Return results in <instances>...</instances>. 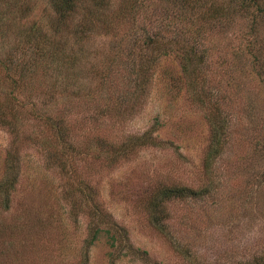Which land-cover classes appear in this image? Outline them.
<instances>
[{
  "label": "rangeland",
  "instance_id": "1",
  "mask_svg": "<svg viewBox=\"0 0 264 264\" xmlns=\"http://www.w3.org/2000/svg\"><path fill=\"white\" fill-rule=\"evenodd\" d=\"M4 1L12 2L0 10V108L8 112L12 95L24 110L41 106L43 97L47 103L35 109L41 119L22 110L16 136L0 124V264H110L111 257L116 264H232L264 257V67L241 69L236 59L249 16L234 13L231 23L201 32V46L212 57L209 86L225 95L233 118L230 141L207 173L209 124L205 110L190 99L177 57H159L143 90L125 84L131 65L137 69L140 62L141 42L131 53L132 42L151 31L161 9L175 14L174 4L183 0H109L99 21L106 17L110 28L92 24L82 31L55 22L49 0ZM187 9L195 11L180 9L189 20ZM38 24L41 35H67L64 45L76 55L72 67L89 71L83 79L68 78L62 69L52 76L44 62L30 60L33 46L19 38L18 27L32 33ZM257 24L264 40V18ZM90 77L93 93L83 96V88H75ZM50 114L54 125L63 118V140L49 129ZM149 129L148 140L162 144L129 146L131 136ZM14 165L17 180L8 187ZM174 185L209 189L163 207L187 258L151 226L146 209ZM108 215L117 223L110 226L115 247L105 232ZM96 228L97 239L87 246ZM124 232L136 255L124 254Z\"/></svg>",
  "mask_w": 264,
  "mask_h": 264
},
{
  "label": "trees",
  "instance_id": "2",
  "mask_svg": "<svg viewBox=\"0 0 264 264\" xmlns=\"http://www.w3.org/2000/svg\"><path fill=\"white\" fill-rule=\"evenodd\" d=\"M10 2L12 1L6 2L0 0V10L4 7L6 9V6ZM49 2L54 10L55 22H61L62 24L70 22L71 25L81 27L78 28L81 31L84 30V28L85 30L91 29L88 25L92 24H94L95 28L99 25L105 28H110L111 26V22H107L106 17L99 21L100 17L106 11V7H110L109 0H92V6H88L85 1L80 2L79 0H49ZM182 2V6L174 4L173 7L176 9L175 14L171 13L167 8L161 9L164 15L158 16V18L154 20L155 22L153 23L151 31H144L143 34L141 33L142 36L139 35V37H143L141 38L142 40L135 39V42H132L131 53L133 47L138 44L137 41L141 42L137 47V55L139 56L140 62L137 65V69L131 65V70L134 69V71L127 73L128 81H125V84L132 86L134 91L139 92L140 90H143V87H146V82L151 74L149 71L159 57L170 54L177 57L181 65L182 73L188 78L187 91L190 99L199 104V106L205 110L206 121L209 124L210 141L206 152L204 166L205 171L208 173L214 168V163L217 160V157L223 152L230 141L228 135L230 134L229 128L233 118H231L225 111V95L218 91L214 92L213 87L209 86V77L211 76L209 69L212 65V57L209 54L208 49L205 46H201V44H204L201 32L206 27L215 26L219 29L220 25L223 26L231 23L232 19L230 18L234 13H239L245 17L249 16L251 23L249 24L245 35L249 34L250 37L246 38L245 35H242V38L245 41L241 45H238L236 50H238L239 53H236V59H240L237 62L241 69L245 68V66H249L251 71L255 70V67L257 66L264 67V64H262L264 61V40L259 39L257 26L255 28V25H258L257 23L264 18V0H183ZM132 5L133 3L131 6ZM21 6L25 13V6H27L26 3L22 2ZM183 6H190L195 11L194 13L187 9L189 11V20L185 13L180 11ZM179 21H182L183 23H180ZM2 24L4 27V23ZM39 26L40 25L38 24L36 27H30L32 33L26 32V27H18L19 38L23 36L26 42L33 46V56H31L30 60L35 59L44 62V64H46L51 70L50 72L52 76H55L56 74L58 75L57 71L62 69L68 78L80 77L83 79L89 71H87L86 68L75 70V67H72L73 59L76 55L74 57L70 56L69 53L74 48L66 47L64 45L63 38L67 35H63V33L61 37H58L55 36V34L49 35L46 31H44V35H41V32L43 31L39 30ZM3 27L0 25V28ZM85 35V33H81L80 38H78V41L80 40L79 43L81 42L79 45L82 51L86 49L84 48L83 42V37ZM147 52L149 53L148 55ZM132 60L133 59H130L131 63ZM57 64H59V66H57ZM94 84L93 78L90 77L87 82L79 85L81 86L79 89L75 88V90L83 88V91H81L83 96H89L93 93ZM10 98H12V100L10 101L8 112L5 113L4 110L0 108V124L5 128H8V131L12 136H16L19 132V125L22 123L20 122L19 114L24 110V104L18 101L14 95ZM45 102V97H43L39 104L44 106L43 104L47 103ZM41 106L33 103L30 110L28 108V110H24L23 112L28 111L31 116L41 119V114L38 113V111H42L40 108ZM45 117L49 129H55V132L61 135L59 136L55 133V136H59L63 140L64 126H61L63 118H58L54 125V118L52 119L51 114ZM150 130L151 129L143 132L141 135L135 134L131 136L130 138L133 142L129 144V146L144 147L155 145L156 143L160 144L161 142L148 140L149 136L147 135L151 133ZM152 142L155 144H151ZM69 144L70 143L66 141V145L70 146ZM62 164L64 163L62 162ZM17 174L18 171L17 168L15 169L14 165L10 171V177L6 180L8 187L14 185L17 180ZM208 191L209 189L206 186L198 189L178 185L168 186L164 187V189L154 197L155 199L153 198L152 201L149 203L147 202L146 209L148 211V220L151 226L158 230L163 236L167 237L174 249L185 258H187V255L181 246V240L176 234L168 230V223L165 221L166 215L163 213V207L164 205L167 206V204L174 199L185 198L187 196L194 197L198 194L202 197L204 196L203 192ZM106 224L108 228L105 232L109 236L110 247H115L118 244L116 242L117 238L113 233V228L110 226H116L117 223L108 215ZM94 227L101 226L94 225ZM98 233V228L93 230L88 239L87 246L91 245L97 239ZM127 240L128 237L126 232H124L122 234V242L125 243L127 248V251L124 254L136 255L138 250L133 248ZM86 257L87 252L85 250L82 252L83 262L86 260ZM110 264H116L113 257L110 259ZM232 264H264V257L247 259Z\"/></svg>",
  "mask_w": 264,
  "mask_h": 264
}]
</instances>
